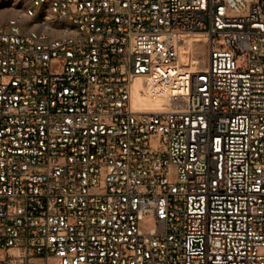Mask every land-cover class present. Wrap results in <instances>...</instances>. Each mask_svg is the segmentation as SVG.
I'll return each instance as SVG.
<instances>
[{
  "label": "built area",
  "instance_id": "2783aa9c",
  "mask_svg": "<svg viewBox=\"0 0 264 264\" xmlns=\"http://www.w3.org/2000/svg\"><path fill=\"white\" fill-rule=\"evenodd\" d=\"M11 1L0 264H264L261 2Z\"/></svg>",
  "mask_w": 264,
  "mask_h": 264
},
{
  "label": "bare ground",
  "instance_id": "6f19581e",
  "mask_svg": "<svg viewBox=\"0 0 264 264\" xmlns=\"http://www.w3.org/2000/svg\"><path fill=\"white\" fill-rule=\"evenodd\" d=\"M186 42V51L181 56V63H193L197 64L200 61H204L207 59V54H204L203 57H195L199 56V50L195 46H200L202 42H207V39L204 35L201 34H192L184 37ZM205 47V46H204ZM204 47H200L201 49ZM195 52V53H194ZM135 102L137 104V109L141 112H150L157 111L162 109L161 101H154L148 97L140 96L138 94L135 95Z\"/></svg>",
  "mask_w": 264,
  "mask_h": 264
},
{
  "label": "rangeland",
  "instance_id": "374dc122",
  "mask_svg": "<svg viewBox=\"0 0 264 264\" xmlns=\"http://www.w3.org/2000/svg\"><path fill=\"white\" fill-rule=\"evenodd\" d=\"M262 4V10H263V15H264V0H259ZM15 15V11L13 9V3L11 0H0V25L4 24L7 22L10 18H12ZM224 43H219L216 41L215 45L216 46H221ZM205 45L203 43L200 44V46H195L199 50V56L195 57H203L204 54H207L204 48ZM195 53V52H194ZM156 227V223L154 219H145L143 222L140 223V230L144 234L150 233L152 229Z\"/></svg>",
  "mask_w": 264,
  "mask_h": 264
}]
</instances>
